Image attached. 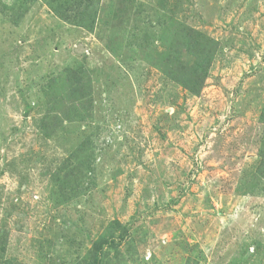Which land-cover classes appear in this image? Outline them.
<instances>
[{
	"label": "rangeland",
	"instance_id": "374dc122",
	"mask_svg": "<svg viewBox=\"0 0 264 264\" xmlns=\"http://www.w3.org/2000/svg\"><path fill=\"white\" fill-rule=\"evenodd\" d=\"M74 1L0 0V264H264V0Z\"/></svg>",
	"mask_w": 264,
	"mask_h": 264
},
{
	"label": "trees",
	"instance_id": "16d2710c",
	"mask_svg": "<svg viewBox=\"0 0 264 264\" xmlns=\"http://www.w3.org/2000/svg\"><path fill=\"white\" fill-rule=\"evenodd\" d=\"M88 0H75L71 2L69 7H64V4L59 6L58 14L61 19L66 22L78 24L83 22V16L86 15L88 5H85ZM82 5H85L84 7ZM83 8V10H82ZM75 21V22H74ZM80 78H78V81Z\"/></svg>",
	"mask_w": 264,
	"mask_h": 264
}]
</instances>
